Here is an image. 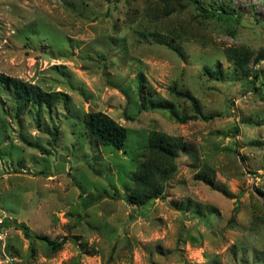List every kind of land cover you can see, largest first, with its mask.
<instances>
[{"label":"rangeland","instance_id":"1","mask_svg":"<svg viewBox=\"0 0 264 264\" xmlns=\"http://www.w3.org/2000/svg\"><path fill=\"white\" fill-rule=\"evenodd\" d=\"M197 2L240 20L191 0H0V74L71 100L20 113L0 94V264H264V0ZM89 112L127 129L121 150L87 135ZM152 130L183 146L165 199L134 206Z\"/></svg>","mask_w":264,"mask_h":264},{"label":"trees","instance_id":"2","mask_svg":"<svg viewBox=\"0 0 264 264\" xmlns=\"http://www.w3.org/2000/svg\"><path fill=\"white\" fill-rule=\"evenodd\" d=\"M192 4L207 17H216L218 19H226L231 21L240 20L241 14L232 10V8L222 3L220 6L214 7V12H210L199 5L197 0H191ZM228 57L234 59L237 66L245 69L248 56L239 53L236 50H229ZM259 60H256V62ZM219 70V69H218ZM209 74L210 71L207 70ZM254 81L258 80V73L253 72ZM176 91V90H175ZM179 97L188 99L194 107L196 114H200L196 99L189 93H177ZM0 94L9 97L15 104L16 110L23 113L29 107H36L39 110L45 108L48 111H53L60 102L63 105L70 103V98L63 93L53 92L46 93L40 88L27 84L22 80L13 79L0 74ZM213 117H205L210 120ZM197 119V118H196ZM85 131L88 136L95 139L102 146L112 147L115 150H121L127 141V129L118 124L110 116L104 112H89L84 116ZM59 129H54L53 140L56 142ZM238 132V130H236ZM183 142L179 138L168 136L157 130H152L148 136V144L146 151L150 157L140 166L134 174L135 189L128 197V202L131 205L145 207L151 201L157 199H165V182L172 178L177 171L176 158L181 151ZM44 174V172H39ZM208 184H212L211 180L202 177ZM26 237H29L28 228L25 224H20ZM47 241L54 250L62 248V243L52 242L47 237H39Z\"/></svg>","mask_w":264,"mask_h":264}]
</instances>
